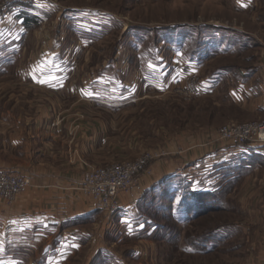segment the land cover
Masks as SVG:
<instances>
[{
    "label": "rangeland",
    "instance_id": "rangeland-1",
    "mask_svg": "<svg viewBox=\"0 0 264 264\" xmlns=\"http://www.w3.org/2000/svg\"><path fill=\"white\" fill-rule=\"evenodd\" d=\"M18 1L0 0L1 22L24 34L0 62V169L82 164L79 184L92 169L150 159L128 206L93 209L76 183L90 209L4 247L0 264H257L264 171L249 179L237 158L192 163L235 145L221 128L264 121V0H30L23 25L8 8ZM42 62L66 69L64 86L48 91L24 71ZM247 90L257 94L243 103ZM17 116L22 144L4 149ZM50 123L63 135L48 149L37 130ZM174 165L183 171L164 178Z\"/></svg>",
    "mask_w": 264,
    "mask_h": 264
},
{
    "label": "crops",
    "instance_id": "crops-1",
    "mask_svg": "<svg viewBox=\"0 0 264 264\" xmlns=\"http://www.w3.org/2000/svg\"><path fill=\"white\" fill-rule=\"evenodd\" d=\"M30 11H22L21 14L23 15L20 14L18 17V25L25 24L27 16H24ZM14 32L10 31V27L4 25L0 19V62H3L2 60L12 56L20 49V47L18 48V44L24 34L17 32L19 36L16 37V35H13ZM24 71H27L29 75L34 73V76L37 77V82L48 91H53L58 87L64 86L65 80L67 79L65 73L66 69L64 67L58 65L52 66L46 62H42L34 67L31 66L28 70ZM39 81L44 82L41 83ZM253 91L247 90L245 92H240L238 94L239 100L241 101L242 98L243 103H246L251 96L253 97L257 94V92ZM262 97V102H259V104L264 106V95L261 94V98ZM7 117L9 116L4 118ZM48 118L49 117H47L46 120H48ZM23 119L32 120L33 117H23ZM39 119L41 121L43 120L42 115L40 117H34L36 121L35 124L42 126L43 124L37 121ZM20 120L21 116H17L14 124H8L10 126V132L7 136L8 138L2 142V147L4 149L8 146V148L12 150L16 146L22 144L21 136H19L20 133L17 131L20 129ZM61 128L62 127L57 125V123L45 124L41 129L37 130L39 133L38 137L47 139L44 144L48 149L51 148L52 144L57 147L58 143L62 142L63 132ZM14 129L17 130L15 131ZM12 130L15 131V133H11ZM77 145L79 148L82 147L81 144ZM88 149L92 152L91 145H89ZM80 151H83L82 148H80ZM51 157L55 159L56 154H53ZM212 158H215L217 160L216 163L219 165L231 158H237L238 166L236 167H247L249 171L245 172V176L252 175L248 177L249 179L254 178L253 174H260L264 171V146H245L239 148L234 145H223L218 148L217 152L210 151L201 158L196 159L192 165H208L209 162L212 161ZM73 160H76L75 157L72 158V163ZM81 165L82 164L77 165L76 168L73 169V172L63 170L64 172L61 171L56 173L54 171L53 175L49 174L51 173V171L48 170L49 167H41L35 172L36 175L32 173L30 176L32 177L34 187L24 193L22 198L16 202L15 207H6L3 203H0V260L5 258V253H2L4 247L15 246L17 242L20 243V241L26 240L25 236L30 233L33 235L37 234L36 232L43 233L45 226L62 222L77 214L86 213L90 209H86V204L83 203L80 195L74 190L75 185L78 184V174L80 173L78 168H82ZM9 166L5 165L4 167ZM179 166L180 165H174L167 170L163 168V177L165 178L170 175L181 173L183 168ZM75 169H77V171H75ZM60 174L62 175L60 176ZM25 175L28 176V173ZM248 178L245 180H248ZM155 181L157 182L158 180ZM134 197L135 194L133 192H121L118 195L120 208L123 209V207L128 206L129 201H131V198L134 199ZM257 264H264V251L258 256Z\"/></svg>",
    "mask_w": 264,
    "mask_h": 264
},
{
    "label": "built area",
    "instance_id": "built-area-1",
    "mask_svg": "<svg viewBox=\"0 0 264 264\" xmlns=\"http://www.w3.org/2000/svg\"><path fill=\"white\" fill-rule=\"evenodd\" d=\"M8 8L12 14L30 10V0L12 2ZM15 3V4H14ZM223 139H234L236 147L264 146V121L223 127L219 130ZM149 154L136 160L112 163L89 171L78 184V190L88 197L93 209L113 215L120 210L118 195L128 190L144 171ZM32 187L30 176L9 169H0V200L11 201Z\"/></svg>",
    "mask_w": 264,
    "mask_h": 264
},
{
    "label": "trees",
    "instance_id": "trees-1",
    "mask_svg": "<svg viewBox=\"0 0 264 264\" xmlns=\"http://www.w3.org/2000/svg\"><path fill=\"white\" fill-rule=\"evenodd\" d=\"M238 170H239L240 172H241V171H244V170H245L246 172H248V171H249V169H248L247 167H246V168H245V167H244V168H243V167H239V169H238Z\"/></svg>",
    "mask_w": 264,
    "mask_h": 264
},
{
    "label": "snow or ice",
    "instance_id": "snow-or-ice-1",
    "mask_svg": "<svg viewBox=\"0 0 264 264\" xmlns=\"http://www.w3.org/2000/svg\"><path fill=\"white\" fill-rule=\"evenodd\" d=\"M39 82L43 83L44 81H39Z\"/></svg>",
    "mask_w": 264,
    "mask_h": 264
}]
</instances>
